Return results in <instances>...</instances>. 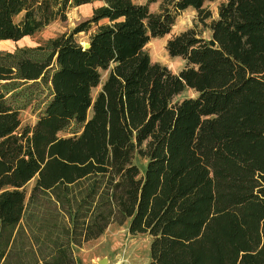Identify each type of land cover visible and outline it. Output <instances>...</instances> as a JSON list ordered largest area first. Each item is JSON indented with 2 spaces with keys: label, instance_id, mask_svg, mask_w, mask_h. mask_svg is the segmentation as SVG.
Listing matches in <instances>:
<instances>
[{
  "label": "trees",
  "instance_id": "1",
  "mask_svg": "<svg viewBox=\"0 0 264 264\" xmlns=\"http://www.w3.org/2000/svg\"><path fill=\"white\" fill-rule=\"evenodd\" d=\"M92 1L0 0V39ZM205 1L101 0L0 51V264H77L72 245L125 221L151 237L148 264H264V0H221L216 16ZM190 6L209 37L167 38L175 73L145 45Z\"/></svg>",
  "mask_w": 264,
  "mask_h": 264
},
{
  "label": "rangeland",
  "instance_id": "2",
  "mask_svg": "<svg viewBox=\"0 0 264 264\" xmlns=\"http://www.w3.org/2000/svg\"><path fill=\"white\" fill-rule=\"evenodd\" d=\"M135 1L144 2V0ZM220 1H205L203 5L212 11V16H216L217 4ZM100 2L101 0H94L92 2L71 6L68 8L65 19H55L33 34H26L16 40L0 39V51H9L24 45H36L49 37H54L58 33L69 31L75 23L88 17L92 12V8L99 5ZM148 7L152 11H158L160 9L158 1L149 3ZM191 26H195L197 29L201 28L202 36L209 37V30L207 28L203 29L202 23L197 19V10L192 6L187 7L177 14L174 24L168 33L150 37L145 45V49L149 53L151 61L163 63L173 72L177 73L182 68L184 60L180 56H171L165 48V43L167 38L172 34L190 28ZM94 28L95 26L93 25L89 31H92ZM89 31L76 33V39L84 44L88 41L87 35ZM105 73L104 71L103 76ZM96 89L94 88L93 92ZM194 93L190 88H184L176 97L193 96ZM37 111L36 103L27 105L22 109L19 113L22 124L33 123L37 118ZM59 133L66 134L67 132L59 131ZM31 183L32 180L28 182L27 188ZM24 230L27 232L26 224ZM150 240L151 237L145 233H130L127 229L126 221L121 224L113 222L106 226L105 230L97 237L84 241L80 245H72V253H74L77 264H98L97 261L100 258L107 259L108 264H148Z\"/></svg>",
  "mask_w": 264,
  "mask_h": 264
},
{
  "label": "water",
  "instance_id": "3",
  "mask_svg": "<svg viewBox=\"0 0 264 264\" xmlns=\"http://www.w3.org/2000/svg\"><path fill=\"white\" fill-rule=\"evenodd\" d=\"M209 43H210L211 45H214V44H215V40H214L213 38H210V39H209ZM88 44H89V42L86 41V42L83 44V46L88 45ZM102 259H103V258L98 259L97 263H98V264H103V260H102Z\"/></svg>",
  "mask_w": 264,
  "mask_h": 264
},
{
  "label": "bare ground",
  "instance_id": "4",
  "mask_svg": "<svg viewBox=\"0 0 264 264\" xmlns=\"http://www.w3.org/2000/svg\"><path fill=\"white\" fill-rule=\"evenodd\" d=\"M103 260V264H108V260L107 259H102Z\"/></svg>",
  "mask_w": 264,
  "mask_h": 264
}]
</instances>
